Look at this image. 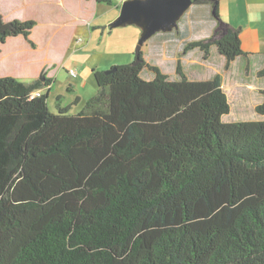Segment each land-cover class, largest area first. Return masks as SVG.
Instances as JSON below:
<instances>
[{"label":"trees","instance_id":"1","mask_svg":"<svg viewBox=\"0 0 264 264\" xmlns=\"http://www.w3.org/2000/svg\"><path fill=\"white\" fill-rule=\"evenodd\" d=\"M36 26L0 12V45L35 47ZM213 47L227 70L249 55L228 27L182 56ZM111 70L78 114L62 96L51 111L46 74L0 77V264H264V102L262 120L225 121L221 75L191 80L180 60L172 81L143 52Z\"/></svg>","mask_w":264,"mask_h":264},{"label":"rangeland","instance_id":"2","mask_svg":"<svg viewBox=\"0 0 264 264\" xmlns=\"http://www.w3.org/2000/svg\"><path fill=\"white\" fill-rule=\"evenodd\" d=\"M37 1L38 0H0V12L3 14L5 21L13 19H36L38 22V27H35L30 36V41H33L35 47L29 41H25V38L22 36L10 38L5 45H0V55L2 54L0 56V77L14 76L24 83L33 82L35 80L34 78L25 75L24 66H32L48 54L57 57L64 52V48L59 47L57 50H50L49 47H51V44L48 41L47 44H44L45 39L52 35L55 36L53 40L56 43L59 41L65 42L69 40L71 35L70 32H73V34H75V39L72 42L71 49L66 55L65 53L62 54L65 56L63 61L60 62V60H58L49 65L50 68L48 70L50 71L52 69L56 71V73L53 77L55 81L54 88L51 91L48 102L51 111L57 113L56 105L59 96H62L64 104L75 102L77 96L80 97V99L83 98L78 105H72L71 113L78 114L85 108L87 100L93 98L98 93V86L94 77L95 69H93L92 65L102 66L95 67L99 71H108L113 67H110L111 64L115 66L133 64L136 59L135 54L141 38L142 28L133 24L111 30L110 24L116 20L119 11L106 4H93V17L90 20H86V24L75 20L72 26L66 25L69 27L63 29V22H71V16L67 13H58V15L51 16L45 11L37 14L36 5L39 3ZM65 1L67 3L70 2V0ZM74 2L78 3L77 7L82 6L81 0H74ZM77 7L76 9L78 10ZM59 14H63L64 16ZM52 19L53 21H51ZM53 25L56 27H52ZM138 32L140 34L137 37L136 33ZM90 33L94 34V38L90 36ZM50 42L53 43L51 40ZM58 46H60V43ZM84 47H90L88 52L77 50L78 48L82 49ZM29 50L35 51L30 52ZM129 50H131L132 53L129 52L128 54ZM245 50H248L246 45ZM119 52H123L125 55H115ZM219 59L220 58L215 53L212 55L209 62L204 65L196 62L192 63V69H196L200 75H204L208 71L212 73L215 67L219 68L223 63ZM111 60L113 63H111ZM242 67L243 61H240L233 68L234 72L232 74L235 76L231 78L230 76H226L225 85L223 82L224 90L228 95L231 105V112L224 119L225 121L262 120L263 118L256 112V107L264 102V96L261 94V91L257 90L264 89V77L261 78L259 72L256 73V70L261 71L263 69V60L262 58H257V60L251 61L248 65L247 69L255 72L254 76L249 70L243 74L240 73ZM35 69L36 67H31L27 69V71L32 72ZM74 69L77 70V77H73L70 74V71ZM48 70L44 68L40 72L36 71L39 73L38 78L42 77L44 74L47 75ZM150 73H152L150 70H145L143 76L147 78ZM53 74L54 72L50 74V76ZM177 75L171 73L169 76L170 80H180ZM235 78H241L243 82L253 85L255 88L245 91L242 95L239 93V89L237 92L233 85H231ZM83 80L89 81V87L82 86L81 82ZM230 80L232 81L230 82ZM71 85L74 86L73 92L68 90ZM45 93H47V91H45Z\"/></svg>","mask_w":264,"mask_h":264},{"label":"crops","instance_id":"3","mask_svg":"<svg viewBox=\"0 0 264 264\" xmlns=\"http://www.w3.org/2000/svg\"><path fill=\"white\" fill-rule=\"evenodd\" d=\"M121 1L122 0H115L116 2L115 5L109 6L119 11L116 18L120 15V4L122 3ZM37 2H39L36 5L37 14L41 13L42 11L43 12L45 11L48 12L47 14H50L51 16L58 15V13H64V14L67 13L71 16L70 18L71 22H67V21L63 22V26H62L63 29L65 27L72 26L75 20L83 24H86L87 23L86 20H90L93 17L94 14V10L92 11L93 4L100 5L97 3L96 0H81L82 6L80 7H77L78 3L74 2V0H70L69 3H67L65 0L64 1L38 0ZM76 7L78 8V10L76 9ZM218 10H219V19L221 20V23L219 19L216 18L215 16L214 3L206 1L200 4L197 3L194 6H192L180 21L178 29L173 30L172 32H160L155 36H153L144 45L143 57L146 60V62L149 64L159 66L164 73L170 76L171 73H175L177 75L178 63L181 60L184 72L188 75V77L191 80L208 81L210 79H213L216 75H221L222 78L225 77L223 78V82L225 85L226 76H230V78L235 76L232 74L234 72L233 68L237 63L243 61V67L240 73L243 74L244 72L249 70L254 76L255 72H252L250 69H247L251 61L253 62L254 60H257V58H262L264 65V51H263L264 0H220L218 3ZM51 21H53V19ZM52 27H56V26L53 25ZM228 27H233L241 30L242 47L244 52L249 54L248 56L238 57L232 63L230 69L227 70L225 68L227 64V60L225 57L219 54L218 49L216 47L212 48L211 56L207 60L204 58V53L199 49L191 50L187 54L182 56L184 49L189 43L211 38L218 28H220L223 31H226ZM70 34L71 35L69 37V40L65 42L59 41L58 43H56L53 40L55 39V36L52 35H50L49 38H46L44 44H47L48 41L51 44V47H49L50 50H57L59 47V48H64V52H62L57 57L48 54L34 65L32 66L29 65V67L24 66L23 68L25 69V75H27V77L37 79L39 77L38 76L39 73H37L36 71L40 72L44 68L48 70L50 68L49 65L53 64L54 62H57L58 60L62 62L63 59L65 58V56L62 54L65 53L66 55V53L71 49L72 42L75 39L74 36L75 34H73V32H70ZM139 34H140L139 32L136 33V36L138 37ZM90 36L94 38V34L90 33ZM50 40L53 43H51ZM25 41L27 40L25 39ZM59 43L60 46H58ZM245 45L248 47V50H245ZM89 49L90 47H84L82 49L78 48L77 50H81L82 52H88ZM29 51L33 52L35 50H29ZM129 52L132 53L131 50L128 51V54ZM215 53L220 58L219 60L223 63L220 65L219 68L215 67L214 72L211 73L210 71H208L204 75H200L196 69L194 68L192 69L193 67L191 65L192 63L196 62L204 65L209 62V60L212 58V55ZM115 55L122 56L125 54L123 52H119ZM111 63H113L112 60ZM112 66L115 65L111 64L110 67ZM31 67L32 68L36 67V69L32 72L27 71V69ZM92 67L93 69L98 70L95 67H102V66L92 65ZM145 70L149 71V69H144L142 72V77L149 81L154 80L155 75L153 72L150 73V75L147 78L143 76ZM259 71L260 70H256V73H258ZM53 72L54 74L50 76V74H52ZM47 73H48L47 77L53 79L56 71L51 69L50 71L48 70ZM231 81L232 80H230V82ZM232 83L231 85H233L234 89L237 92L239 89V93L242 95L244 94L245 91L253 90V88H255L253 85L246 84L245 82H243L241 78H235ZM81 84L83 87H89L90 85L89 81L87 80H83ZM69 88L72 89L71 92L74 91L73 85H71ZM257 90L261 91L264 89H257ZM73 104L74 102H68L65 105L71 106Z\"/></svg>","mask_w":264,"mask_h":264},{"label":"water","instance_id":"4","mask_svg":"<svg viewBox=\"0 0 264 264\" xmlns=\"http://www.w3.org/2000/svg\"><path fill=\"white\" fill-rule=\"evenodd\" d=\"M200 1L218 4L220 0H127L121 6L120 15L110 24V29L133 24L142 28L134 62L138 65L142 61L144 45L160 32L178 29L187 11Z\"/></svg>","mask_w":264,"mask_h":264},{"label":"built area","instance_id":"5","mask_svg":"<svg viewBox=\"0 0 264 264\" xmlns=\"http://www.w3.org/2000/svg\"><path fill=\"white\" fill-rule=\"evenodd\" d=\"M70 74H71L73 77H77V71H76V70H71V71H70ZM35 95L39 96V95H40V92H36Z\"/></svg>","mask_w":264,"mask_h":264},{"label":"clouds","instance_id":"6","mask_svg":"<svg viewBox=\"0 0 264 264\" xmlns=\"http://www.w3.org/2000/svg\"><path fill=\"white\" fill-rule=\"evenodd\" d=\"M122 3L120 4V9H121V6H122V4L125 2L124 0H122L121 1ZM197 4V3H196ZM200 4V3H199ZM142 52H143V50H142ZM75 70V69H74ZM77 71V70H76ZM72 76V75H71Z\"/></svg>","mask_w":264,"mask_h":264},{"label":"flooded vegetation","instance_id":"7","mask_svg":"<svg viewBox=\"0 0 264 264\" xmlns=\"http://www.w3.org/2000/svg\"><path fill=\"white\" fill-rule=\"evenodd\" d=\"M200 3H203V1H200Z\"/></svg>","mask_w":264,"mask_h":264}]
</instances>
